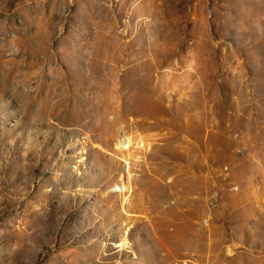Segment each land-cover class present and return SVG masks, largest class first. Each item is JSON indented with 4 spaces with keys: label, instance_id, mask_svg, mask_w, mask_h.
Wrapping results in <instances>:
<instances>
[{
    "label": "rangeland",
    "instance_id": "obj_1",
    "mask_svg": "<svg viewBox=\"0 0 264 264\" xmlns=\"http://www.w3.org/2000/svg\"><path fill=\"white\" fill-rule=\"evenodd\" d=\"M0 264H264V0H0Z\"/></svg>",
    "mask_w": 264,
    "mask_h": 264
},
{
    "label": "bare ground",
    "instance_id": "obj_2",
    "mask_svg": "<svg viewBox=\"0 0 264 264\" xmlns=\"http://www.w3.org/2000/svg\"><path fill=\"white\" fill-rule=\"evenodd\" d=\"M128 132L123 130L119 136H118V140L116 145L119 147V149L123 150L124 152H126V154L124 153V155L126 156V158H128L129 156L133 155L134 150L132 151V146L135 145L136 142H134V139L131 135L127 134ZM142 140H139L137 143H142ZM142 144H140L141 146ZM144 145V144H143ZM142 145V146H143ZM129 241L128 237L125 235L124 236V240L123 243H127Z\"/></svg>",
    "mask_w": 264,
    "mask_h": 264
}]
</instances>
